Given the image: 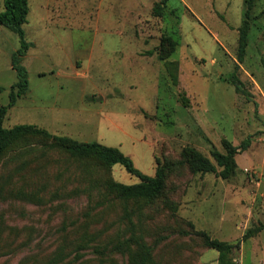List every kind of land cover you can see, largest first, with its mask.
I'll return each instance as SVG.
<instances>
[{"label": "rangeland", "instance_id": "rangeland-1", "mask_svg": "<svg viewBox=\"0 0 264 264\" xmlns=\"http://www.w3.org/2000/svg\"><path fill=\"white\" fill-rule=\"evenodd\" d=\"M28 1L29 48L21 64L29 88L4 126L35 125L118 148L148 176L157 160H179L187 147L215 162L212 153H226L225 141L240 146L249 139L230 179L182 168L170 177L165 197L144 206L139 224L136 216L133 221L156 245L155 264H218V252L192 230L240 243L235 264H264V231L243 241L264 224V0L252 15L238 72L245 94L227 80L238 64L245 0ZM158 2L164 3L160 17L153 11ZM164 36L177 42L176 86L157 57ZM20 49L18 35L0 25L4 106L18 82L12 55ZM81 167L34 140L0 158V264H127L95 248L123 230L129 236L125 210L143 205H125L100 185L91 187ZM112 177L139 182L120 165Z\"/></svg>", "mask_w": 264, "mask_h": 264}, {"label": "trees", "instance_id": "trees-1", "mask_svg": "<svg viewBox=\"0 0 264 264\" xmlns=\"http://www.w3.org/2000/svg\"><path fill=\"white\" fill-rule=\"evenodd\" d=\"M259 1L245 0V19L239 29L238 64L235 71L227 78L228 82L234 86L237 94H245L244 85L239 79L238 72L240 64L244 62L246 56L251 21L253 19L252 15ZM3 2L4 10L0 12V25L7 27L18 35L21 49L12 55V69L17 73L18 82L12 87L10 103L6 106L0 104V158L21 144H27L29 141L34 140L43 144L45 150L61 152L69 160L81 164L84 174L89 178L91 187L95 188L100 185L108 196L125 205L132 203L143 205L139 206L138 209L129 208V210H125L124 219L129 223L126 228L127 231H130L129 236H126L123 230L112 238L107 245L95 249L101 255L105 253L121 255L127 259V264H155L153 254L156 245H151L147 242L144 235L139 231L137 223L133 221V217H137L139 224L141 218H143L142 210L144 206H154L159 203L167 193L170 177L182 168L187 167L193 174H217L218 177L224 180L230 179L237 169L236 157L250 147V140L244 141L240 146H234L230 142L225 141L226 153L219 151L212 153L215 162L204 156L197 149L187 147L182 151L179 160L167 159L163 163L157 160L155 175L148 176L141 173L135 167L132 159L118 148L108 147L96 142H79L69 137L51 134L49 131L35 125H17L13 128H6L4 123L9 109L15 105L17 97L25 94L29 88L28 71L21 64V57L24 56L29 48V44L25 41L23 29L29 13V1L3 0ZM163 5V2L155 4L153 9L155 16L160 17L163 15ZM176 49L177 42L168 36L161 38L160 45L156 49L158 60L163 62L175 86L179 83V65L177 62L171 61V57ZM3 91V88L0 87V95ZM181 101L184 106L189 105V100L185 95L181 97ZM117 165L123 167L129 175L137 177L139 182L127 185L115 181L112 177V172ZM263 231L264 224L249 229L245 233L243 241L251 239ZM192 233L202 239L204 246L218 252V264H235L233 253L240 246V243L232 244L212 239L205 232L192 230ZM182 234L186 236L189 235V232H183ZM80 258L81 256L76 257L77 260Z\"/></svg>", "mask_w": 264, "mask_h": 264}]
</instances>
